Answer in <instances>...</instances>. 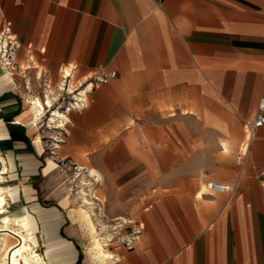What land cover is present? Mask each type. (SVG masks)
<instances>
[{
  "label": "crops",
  "instance_id": "0c3cea01",
  "mask_svg": "<svg viewBox=\"0 0 264 264\" xmlns=\"http://www.w3.org/2000/svg\"><path fill=\"white\" fill-rule=\"evenodd\" d=\"M4 29L31 92L0 63V224L30 216L36 264H264V123L246 125L264 96V0H0ZM100 68L117 75L65 111L68 133L50 136L46 158L29 98L55 94L64 71L86 80ZM57 148L112 221L143 229L135 248L99 255L85 213L61 199L72 174Z\"/></svg>",
  "mask_w": 264,
  "mask_h": 264
},
{
  "label": "built area",
  "instance_id": "2783aa9c",
  "mask_svg": "<svg viewBox=\"0 0 264 264\" xmlns=\"http://www.w3.org/2000/svg\"><path fill=\"white\" fill-rule=\"evenodd\" d=\"M21 42L12 35L10 29L0 32V63L3 68L12 74L21 70L20 75L24 79L25 87L31 92L30 67H21L18 64V52ZM117 75V71L106 68L98 69L94 75L86 80H74L71 71H64L58 91L55 94L44 92V101L48 95L54 100L53 107L57 104L62 110L69 112L71 109H80L88 104V93L94 83H107ZM47 109H50L47 107ZM264 123V96L260 98L256 114L246 120L251 133H254L258 125ZM64 133L68 131L65 129ZM62 140V138L60 137ZM208 188L212 192L233 193L235 186L230 183L211 181ZM100 240L106 251H109L114 244L122 245L128 249H133L140 241L143 229L134 220L111 221L104 228H101Z\"/></svg>",
  "mask_w": 264,
  "mask_h": 264
},
{
  "label": "bare ground",
  "instance_id": "6f19581e",
  "mask_svg": "<svg viewBox=\"0 0 264 264\" xmlns=\"http://www.w3.org/2000/svg\"><path fill=\"white\" fill-rule=\"evenodd\" d=\"M29 103L30 106H28L32 110L34 118L33 120L37 125L42 122L48 111L51 112L48 125L46 124V128L48 129H60V127H63L64 121L68 119L65 111L59 108H53L54 100L52 97H50V95L46 97V102L40 97H30ZM47 107H49L50 109H47ZM53 137L54 139H58V136L53 135ZM37 143L40 145L41 149L44 148L41 136H38ZM55 144L56 147L60 146L59 142H56ZM1 160L4 161L3 157L1 158ZM78 169H82V171H75L76 173L72 174V176L69 178V183L74 182L76 179L80 180L82 184L85 183L83 178V173L86 172L84 170L85 168L82 165H79ZM7 171L8 168L6 164L0 165V214H5L7 212V205L9 204L7 188L2 185V183L6 181L4 174L7 173ZM87 172L93 175L96 173L94 169H88ZM203 190L206 191L208 189L207 187H203ZM79 192L83 197V204H81L82 211L85 213V216L91 226V230L95 233V247L98 249L99 255H110V252L105 250L100 240L101 233L99 232L95 222V219L97 218H94V216L97 215L94 206L96 203L95 200H100L101 198L97 194H94L95 200H91L87 197L88 192L84 188H81ZM92 193L95 192L93 191ZM70 197L71 194L67 193L64 194L61 199L62 201L67 202ZM28 220V215H24L22 217L20 216L19 218L15 219H11L9 215L3 216L2 222L0 224V264H36L38 262L43 263L44 257L37 249V242L34 240V238H32L31 233L28 231ZM103 227H105V225ZM12 238H14V241L11 240Z\"/></svg>",
  "mask_w": 264,
  "mask_h": 264
},
{
  "label": "rangeland",
  "instance_id": "374dc122",
  "mask_svg": "<svg viewBox=\"0 0 264 264\" xmlns=\"http://www.w3.org/2000/svg\"><path fill=\"white\" fill-rule=\"evenodd\" d=\"M50 97H52V96H50ZM58 106L59 105L56 104L53 108H59ZM50 113L51 112L48 111L46 113L45 117L43 118L42 122H40L38 124L39 134H40L38 136L42 137L43 144L47 148L46 153H44V156L46 158L50 155V152L53 150V146H54L52 144V139L50 138V136L55 135V136H60L62 138L63 136L61 134L64 133V130H60L61 128L60 129H48V128H46V126L48 125L49 118H50ZM55 132H57V133H55ZM38 136H37V139H38ZM59 143H61V142H59ZM54 150H56V153L54 154V156L56 157L57 162L60 165H62V169L64 170L63 173L65 172V173L75 174L79 170L75 167L74 164H70L66 158L62 157V155L59 153V148L54 149ZM81 171L82 170H79L78 172H81ZM83 175H84L83 178L85 181L84 184H82L81 181L78 179H76L71 184V187H72L71 207H73L75 209V211H77L80 218L82 217L83 219H85L84 215H83V211H82V205H81V204H83V197L79 191L81 188H84L88 192L87 197L90 198L91 200H95L94 194H97L101 198V200L104 201V205H103V202L101 200H95L96 203L94 205L95 211L97 212V215L94 216V218H97V219H95V222H96V225L98 227L99 232H101V228H104L103 227L104 225L106 226L107 224H109L112 221L110 219V217H108L106 210H105V203H107V201H105L106 197H105V194H99L96 192L97 188H96L95 184L91 185V183H90L89 187H86L87 183H88V182H86L87 177L85 174H83ZM91 191L92 192L94 191L95 193H92ZM28 221H29L28 229H30L32 227V225L34 224V221L30 218V216H29ZM99 224H101V225H99ZM33 235L34 234L31 233L32 237H34ZM92 237H93V235H92ZM11 240L14 241V238H12Z\"/></svg>",
  "mask_w": 264,
  "mask_h": 264
},
{
  "label": "trees",
  "instance_id": "16d2710c",
  "mask_svg": "<svg viewBox=\"0 0 264 264\" xmlns=\"http://www.w3.org/2000/svg\"><path fill=\"white\" fill-rule=\"evenodd\" d=\"M24 138H25V136H24Z\"/></svg>",
  "mask_w": 264,
  "mask_h": 264
}]
</instances>
